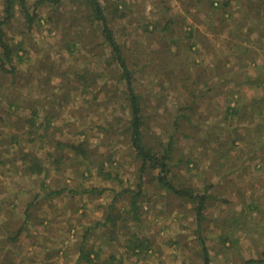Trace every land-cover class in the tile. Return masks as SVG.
<instances>
[{
  "label": "rangeland",
  "instance_id": "obj_1",
  "mask_svg": "<svg viewBox=\"0 0 264 264\" xmlns=\"http://www.w3.org/2000/svg\"><path fill=\"white\" fill-rule=\"evenodd\" d=\"M35 1L28 0L29 5ZM103 2L112 13L124 6L114 19L109 16L110 26L141 98L146 147L162 157L173 141L169 182L190 189L195 197L208 196L203 239L212 264L261 259L264 85L258 71L264 63L258 51L264 52V0ZM55 10L43 8L42 18L53 16L34 32L21 15L3 27L9 41H24L28 52L14 79L0 74V106L7 110L16 100L24 107L18 114L28 115L30 109L21 102L34 101L42 117L46 111L58 112L52 122L58 137L75 144L86 140L93 165L88 172L87 165L68 155L63 173L51 170L31 179L6 171L0 176V264H88L83 251L91 252L94 264H203L198 201L163 188L156 180L160 168L140 173L131 132L126 131L127 86L93 22L82 24L88 19L84 1L64 0ZM53 66L60 69L58 77L55 68L51 73ZM76 76H86L90 83L96 79V84L89 91L70 89L65 92L69 102H60L66 83L79 86ZM81 82L86 83L84 78ZM0 132L10 139L1 122ZM27 138H21L26 150ZM14 148L8 146L9 153L2 156L15 157ZM100 162L111 170V179L98 176ZM141 180L137 222L127 190L138 192ZM92 188L104 193L74 194ZM57 190L64 192L50 197ZM27 211L30 218L24 225ZM107 218L115 220L103 226ZM20 230L16 242L6 240ZM134 237L150 242L145 257L130 244Z\"/></svg>",
  "mask_w": 264,
  "mask_h": 264
},
{
  "label": "trees",
  "instance_id": "obj_2",
  "mask_svg": "<svg viewBox=\"0 0 264 264\" xmlns=\"http://www.w3.org/2000/svg\"><path fill=\"white\" fill-rule=\"evenodd\" d=\"M81 1V0H74ZM88 13L86 17L88 19L83 21V25H88L90 22H93L94 26L93 31L100 35L103 44H106L111 50V60L115 61L120 70V79L121 81H125L127 90L125 89V94L129 99V107H130V120L128 121L127 130L131 132V146L135 148L136 158L141 163L140 173L145 174L149 169L151 171L160 168L161 172L156 177V180L159 182L163 188L168 190L169 192L177 195L180 198H187L188 200L198 201V206L196 209L198 215V229L197 233L201 239V255L203 259V264H212L213 260L211 255L209 254L208 249L206 248L204 241V228L203 221L205 219V210L206 205L209 202L208 196H194V192L190 189H178L173 184H171L167 178V174L169 171V163L171 161V152H172V142L170 145L163 151L164 156L159 157L151 148L146 147L144 143V120H143V107L141 103V98L139 95L135 93V89L133 86V72L130 71L128 64L123 56L121 45L115 39L114 32L112 27L110 26V18L113 19L117 13L121 12L120 9L123 8L121 5L114 8V12H110V6L105 4L103 0H83ZM64 4V0H36L34 4L29 5L28 0H4L3 1V16L0 18V74L3 76L14 79L16 76L17 67L19 64L25 61V55L27 54V50L25 49V42H19L17 44H13L9 41L7 37L6 31L3 27L9 26L13 20L21 15L24 20L25 27L29 32H34L35 29H40L42 26V21L50 20V15L47 19L42 18L43 8L49 7L51 9L59 10ZM55 10V11H56ZM54 14V13H53ZM53 16V15H51ZM91 25V24H90ZM96 25V26H95ZM92 26V25H91ZM170 24L165 26V31H169L171 27ZM87 28L86 26H82ZM92 28V27H90ZM81 34H85V31H81ZM32 34V33H31ZM55 68V70H54ZM54 76H59L60 69L57 66H53L52 71ZM57 72V73H56ZM82 78H84L85 82L88 80L86 76L80 77L76 76L78 79L79 86H74L70 83H66L65 88L67 89L62 93V96L59 100L60 102H64L67 104L69 101L70 95H66L65 92L68 90H87L89 91L92 85L96 84V79L93 82H81ZM52 81L51 77L49 78V82ZM14 80L13 83L14 84ZM81 83V84H80ZM3 88V85H0V92ZM63 90V89H62ZM51 91V89H50ZM44 92V91H43ZM42 92V93H43ZM49 92V91H48ZM47 92V93H48ZM65 94V99L63 98ZM5 95V94H4ZM9 97V96H7ZM96 99V97H94ZM71 101V100H70ZM53 105L57 102V100H52ZM22 104L26 105L28 109H30L28 115L24 112L18 114L19 110L24 108L20 106L16 100L10 103L7 110L5 107L0 106L1 112L5 113V117L3 115L0 116L1 127L7 130V135L10 136V139H6L2 137V133L0 132V176L5 174L6 171H12L17 173L16 175H21V177H28L31 179L39 178L41 176H47L51 170H55L59 173H63L64 167V159L70 155L74 161H78V165L86 166V171L91 172V166L93 165V156L92 150L88 148V142L83 140L82 142L75 144L72 142H66L58 137L59 129L52 127V122L57 118L58 112H48L44 117H42L41 111L38 109L37 105L34 101H23ZM12 106H15L14 110H12ZM60 107V106H59ZM43 118V119H41ZM9 121L14 122L13 126L8 127L7 123ZM38 121H40L39 124ZM15 124V125H14ZM28 137L26 140L28 141V145L30 147L26 150V147H22L21 138ZM13 145L17 150V154L15 157L2 156L3 153H9L8 146ZM7 146V150L3 152V149ZM45 152L44 157L41 155L42 152ZM19 160L20 164H16L15 161ZM98 166L95 171H98V176L101 179L109 180L113 177V174L110 171H107L103 162L97 163ZM10 165V166H9ZM11 165H14L13 167ZM89 166V167H88ZM3 167V168H2ZM117 176V175H116ZM142 180L140 181L138 192H131L127 190L128 193H132L131 199V209L130 213L133 216V219L137 222L139 221V203L138 199L141 196L142 191ZM64 190H57L50 193V197L55 195L62 194ZM89 193L92 195H101L104 191H101L96 188H92L90 190L85 189L84 191H74V194H83ZM38 197L35 199L37 201ZM33 202V204L35 203ZM29 212L25 214L24 225L29 222ZM115 219L107 218L105 225L107 223L113 222ZM98 225H101L100 223ZM1 230V228H0ZM21 230L17 232L16 235H12L7 237L6 240L8 242H16L20 235ZM130 244L134 247L135 253L137 255H141L145 257L150 247V242L144 241L140 242L139 238L134 237L130 240ZM131 246V247H132ZM136 250L138 252H136ZM81 257L88 263L94 264V258H91V252H82ZM113 258V257H112ZM105 264H109V262H105ZM244 264H264V252L262 254L261 259H251L246 260Z\"/></svg>",
  "mask_w": 264,
  "mask_h": 264
},
{
  "label": "crops",
  "instance_id": "obj_3",
  "mask_svg": "<svg viewBox=\"0 0 264 264\" xmlns=\"http://www.w3.org/2000/svg\"><path fill=\"white\" fill-rule=\"evenodd\" d=\"M264 28H262L263 30ZM264 37V36H263ZM263 40V38H260L258 41H261ZM258 54L260 55L261 59H260V62H263L264 63V52L263 51H258ZM264 65V64H263ZM258 77H259V80H260V83L262 85H264V66L263 68L260 69V71H258Z\"/></svg>",
  "mask_w": 264,
  "mask_h": 264
}]
</instances>
